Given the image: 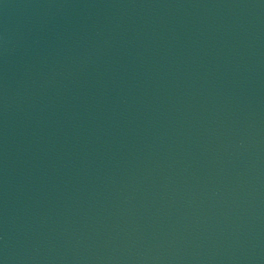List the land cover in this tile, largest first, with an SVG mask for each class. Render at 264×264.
<instances>
[{
  "label": "water",
  "instance_id": "1",
  "mask_svg": "<svg viewBox=\"0 0 264 264\" xmlns=\"http://www.w3.org/2000/svg\"><path fill=\"white\" fill-rule=\"evenodd\" d=\"M0 264H264V0H0Z\"/></svg>",
  "mask_w": 264,
  "mask_h": 264
}]
</instances>
